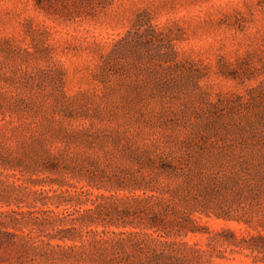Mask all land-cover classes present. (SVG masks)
Returning <instances> with one entry per match:
<instances>
[{
	"label": "rangeland",
	"instance_id": "rangeland-1",
	"mask_svg": "<svg viewBox=\"0 0 264 264\" xmlns=\"http://www.w3.org/2000/svg\"><path fill=\"white\" fill-rule=\"evenodd\" d=\"M228 231L264 236V0H0V264H264Z\"/></svg>",
	"mask_w": 264,
	"mask_h": 264
},
{
	"label": "trees",
	"instance_id": "trees-1",
	"mask_svg": "<svg viewBox=\"0 0 264 264\" xmlns=\"http://www.w3.org/2000/svg\"><path fill=\"white\" fill-rule=\"evenodd\" d=\"M227 216L231 217L232 214H227ZM225 217V216H223ZM159 221L153 220V228L158 226ZM165 223V222H164ZM165 225V224H164ZM179 232H182L186 230V235L191 233H196L197 229L195 224H193V221L190 219H185V223L178 224ZM161 230V228L159 229ZM229 234L233 236V240L229 241L226 240L229 245L231 244L233 247L238 248L240 250H250L252 252H259L264 253V236L259 234L257 236H251V237H242L239 238L236 233L232 231H228Z\"/></svg>",
	"mask_w": 264,
	"mask_h": 264
}]
</instances>
